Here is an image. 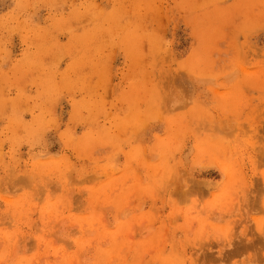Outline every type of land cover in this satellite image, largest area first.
Returning a JSON list of instances; mask_svg holds the SVG:
<instances>
[{
  "label": "rangeland",
  "instance_id": "rangeland-1",
  "mask_svg": "<svg viewBox=\"0 0 264 264\" xmlns=\"http://www.w3.org/2000/svg\"><path fill=\"white\" fill-rule=\"evenodd\" d=\"M0 264H264V0H0Z\"/></svg>",
  "mask_w": 264,
  "mask_h": 264
}]
</instances>
